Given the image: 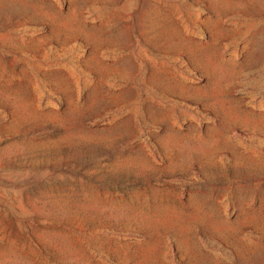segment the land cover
Wrapping results in <instances>:
<instances>
[{"label": "rangeland", "instance_id": "rangeland-1", "mask_svg": "<svg viewBox=\"0 0 264 264\" xmlns=\"http://www.w3.org/2000/svg\"><path fill=\"white\" fill-rule=\"evenodd\" d=\"M0 264H264V0H0Z\"/></svg>", "mask_w": 264, "mask_h": 264}]
</instances>
